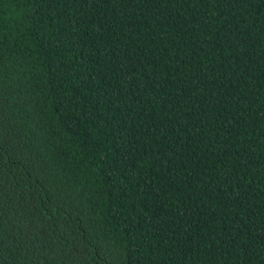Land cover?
<instances>
[{
	"label": "trees",
	"instance_id": "1",
	"mask_svg": "<svg viewBox=\"0 0 264 264\" xmlns=\"http://www.w3.org/2000/svg\"><path fill=\"white\" fill-rule=\"evenodd\" d=\"M0 264H264V0H0Z\"/></svg>",
	"mask_w": 264,
	"mask_h": 264
}]
</instances>
